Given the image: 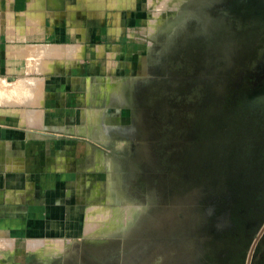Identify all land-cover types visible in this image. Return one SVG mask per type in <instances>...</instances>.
I'll return each instance as SVG.
<instances>
[{
    "label": "rangeland",
    "instance_id": "rangeland-1",
    "mask_svg": "<svg viewBox=\"0 0 264 264\" xmlns=\"http://www.w3.org/2000/svg\"><path fill=\"white\" fill-rule=\"evenodd\" d=\"M78 2L129 45L81 135H27L0 264H264V0Z\"/></svg>",
    "mask_w": 264,
    "mask_h": 264
},
{
    "label": "crops",
    "instance_id": "crops-1",
    "mask_svg": "<svg viewBox=\"0 0 264 264\" xmlns=\"http://www.w3.org/2000/svg\"><path fill=\"white\" fill-rule=\"evenodd\" d=\"M1 1L0 220L19 217H2L1 205L34 179L27 135H81L82 93L129 45L122 22L115 34L104 13L80 0Z\"/></svg>",
    "mask_w": 264,
    "mask_h": 264
},
{
    "label": "bare ground",
    "instance_id": "bare-ground-1",
    "mask_svg": "<svg viewBox=\"0 0 264 264\" xmlns=\"http://www.w3.org/2000/svg\"><path fill=\"white\" fill-rule=\"evenodd\" d=\"M129 228V227H128ZM123 232V231H122Z\"/></svg>",
    "mask_w": 264,
    "mask_h": 264
}]
</instances>
